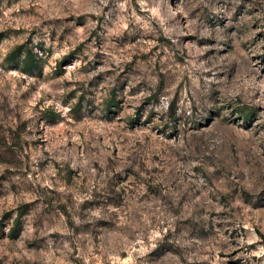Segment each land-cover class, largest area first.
Masks as SVG:
<instances>
[{"label":"rangeland","instance_id":"374dc122","mask_svg":"<svg viewBox=\"0 0 264 264\" xmlns=\"http://www.w3.org/2000/svg\"><path fill=\"white\" fill-rule=\"evenodd\" d=\"M0 264H264V0H0Z\"/></svg>","mask_w":264,"mask_h":264},{"label":"trees","instance_id":"16d2710c","mask_svg":"<svg viewBox=\"0 0 264 264\" xmlns=\"http://www.w3.org/2000/svg\"><path fill=\"white\" fill-rule=\"evenodd\" d=\"M28 64H29L30 71H34V70L39 69L38 63H36L35 60L31 59L30 57H29V60H28ZM112 106H115V102L114 101H113V103H111L109 108H111ZM109 111H110V109H109Z\"/></svg>","mask_w":264,"mask_h":264}]
</instances>
